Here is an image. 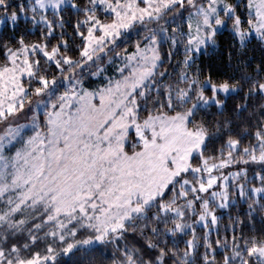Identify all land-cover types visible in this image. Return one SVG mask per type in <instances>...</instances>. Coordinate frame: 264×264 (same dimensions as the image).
Segmentation results:
<instances>
[{
  "label": "snow or ice",
  "instance_id": "1",
  "mask_svg": "<svg viewBox=\"0 0 264 264\" xmlns=\"http://www.w3.org/2000/svg\"><path fill=\"white\" fill-rule=\"evenodd\" d=\"M0 25V264H264V61L197 64L223 28L264 43V0H0Z\"/></svg>",
  "mask_w": 264,
  "mask_h": 264
},
{
  "label": "trees",
  "instance_id": "2",
  "mask_svg": "<svg viewBox=\"0 0 264 264\" xmlns=\"http://www.w3.org/2000/svg\"><path fill=\"white\" fill-rule=\"evenodd\" d=\"M13 4H17L19 0H11ZM241 11V10H240ZM242 12V11H241ZM25 27L31 28V24H26L23 20L20 21L19 30H23ZM0 31H4V26L0 28ZM36 35L39 34V30H35ZM35 38V37H33ZM132 44L134 42L126 40L121 45H118V49L127 48L133 49ZM229 51H232L233 55L231 59L229 58ZM168 44L165 43L162 48V57L164 59V66L167 68L168 73L171 75V79H175L179 71L178 62L183 59V47L180 46L174 50L171 60L167 57ZM264 61V43L260 42L257 38H252L248 40L245 46L241 49L238 41H233L230 36V29H226L223 32L219 33L217 46L213 49H210L207 52H202L197 57V64L201 67L206 73L210 72L213 74L215 79H221L226 75H232L238 78L244 71L245 64H251V68L248 69L249 72H254L255 65ZM163 71L164 69H160ZM165 79H168L166 77ZM243 93L237 95H229L226 98V106L224 110L225 115H231L235 123L240 122V117H238L232 110L237 103H241V97ZM255 100H250L249 104H255ZM223 119L222 116L217 114L215 110H209L208 119ZM248 113H244L246 117ZM249 176H252V171L248 173ZM239 211L244 213L247 211V204L244 202H239L233 209V214ZM227 217H225V221ZM257 220H259V215H257ZM202 229L197 228V233L200 235ZM213 239L215 234L213 233ZM181 247H183V240L180 241ZM203 251V249H201ZM114 248L111 245L104 246L98 245L91 252L88 253H77L74 256H62L60 257L61 264H111L113 258ZM220 254V253H218Z\"/></svg>",
  "mask_w": 264,
  "mask_h": 264
},
{
  "label": "rangeland",
  "instance_id": "3",
  "mask_svg": "<svg viewBox=\"0 0 264 264\" xmlns=\"http://www.w3.org/2000/svg\"><path fill=\"white\" fill-rule=\"evenodd\" d=\"M241 11L245 14V17H246V15H247L246 10H245V9H241ZM2 26H3V25H0V28H1ZM226 29H230V28H223V29L220 30V33L223 32V31L226 30ZM184 30H185V31L187 30L186 25H184ZM137 38H138L137 35H136L135 33H132L131 36H130L129 38H127V39H121V40L118 42V45H121L122 43H124V41H126V40H128V39H129V41H132V42L135 43V41H136ZM252 38H256L255 35H252L251 37H249V40L252 39ZM132 45H134V44H132ZM132 48H133V46H132ZM117 50H119V49H117ZM132 50H133V49H129L128 51H132ZM108 55H109V56H112L113 54H112V53H109ZM107 59H108V58L105 57L104 68L107 70V75L111 76V75H113V73H114L115 63H108V62H107ZM118 62H119V60L117 59V60H116V63H118ZM100 79H102V77H101ZM85 80H86V81L89 80V77H88L87 75L85 76ZM91 82H93V86H94L96 83H99V79L93 77V78H91ZM20 123H24L23 118L21 119ZM13 150H14V149H13ZM241 167H243V165H241ZM249 177H251V176H249ZM198 228H199V227H198Z\"/></svg>",
  "mask_w": 264,
  "mask_h": 264
}]
</instances>
